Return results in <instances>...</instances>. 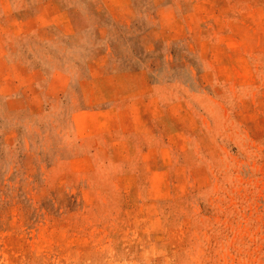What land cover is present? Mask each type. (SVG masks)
Returning <instances> with one entry per match:
<instances>
[{
  "label": "rangeland",
  "instance_id": "rangeland-1",
  "mask_svg": "<svg viewBox=\"0 0 264 264\" xmlns=\"http://www.w3.org/2000/svg\"><path fill=\"white\" fill-rule=\"evenodd\" d=\"M0 264H264V0H0Z\"/></svg>",
  "mask_w": 264,
  "mask_h": 264
}]
</instances>
